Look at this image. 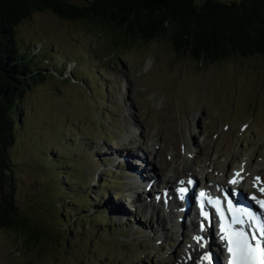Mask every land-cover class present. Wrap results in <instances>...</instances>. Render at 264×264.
Masks as SVG:
<instances>
[{
	"label": "rangeland",
	"instance_id": "1",
	"mask_svg": "<svg viewBox=\"0 0 264 264\" xmlns=\"http://www.w3.org/2000/svg\"><path fill=\"white\" fill-rule=\"evenodd\" d=\"M14 36L43 75L19 102L10 154L30 232L0 229V264H182L188 251L186 264H197L185 217L178 226L145 207L128 173L156 177L155 164L173 191L190 174L198 183L245 166L262 175L264 57L197 66L164 39L114 47L109 32L44 10ZM33 230L40 245L25 246Z\"/></svg>",
	"mask_w": 264,
	"mask_h": 264
},
{
	"label": "trees",
	"instance_id": "2",
	"mask_svg": "<svg viewBox=\"0 0 264 264\" xmlns=\"http://www.w3.org/2000/svg\"><path fill=\"white\" fill-rule=\"evenodd\" d=\"M42 10L109 32L114 47L125 48L133 39H164L197 66L229 57H264V0H0V229L18 234L30 230L14 204L10 154L20 126L19 102L39 83L43 70L29 50H20L14 33L15 25ZM32 232L25 246L29 240L38 245V234Z\"/></svg>",
	"mask_w": 264,
	"mask_h": 264
},
{
	"label": "bare ground",
	"instance_id": "3",
	"mask_svg": "<svg viewBox=\"0 0 264 264\" xmlns=\"http://www.w3.org/2000/svg\"><path fill=\"white\" fill-rule=\"evenodd\" d=\"M193 120H195V119H193ZM152 151H153V148H151V150L148 151V154L150 155L152 153ZM153 155H155V154H153ZM174 156H175V154H174ZM135 157L136 156L133 155V157L129 160L130 165L131 164L133 165V161H134ZM120 162L121 161H119L118 164ZM132 165L130 166L131 168H132ZM160 165H161V163H160ZM138 166L139 167L143 166V167H145V170H147L146 165L143 164V162H140V165H138ZM139 167H137V168H139ZM152 168H153L154 172L156 173L155 176L157 178L161 179L162 182L157 180L156 177H147L146 176L145 178H141L139 176L138 172L135 171V169L131 170L133 175L128 173V177H131V180H133L134 185H132V186L139 189L140 194L145 195V198H144L145 202H143V204H145V207H150L151 209L155 208L156 213L161 212V213H163V215H170V216L175 215V218H177V221H178V226H179V224L181 226L183 223V220H185L186 221V225L184 227L185 230L187 229V226H188V228H193L191 232L192 233L195 232L194 233L195 237L204 236V238H205L204 239L205 247H203V248L200 247V243H199L195 248V259L194 260L197 262V264H209L208 261H204V259H203L205 255L210 256L211 260L215 262L214 264H219L218 263L220 260L219 256L221 255L219 252L220 248H219V245L216 244V242L212 238V236L209 235L210 230L209 231L207 230L203 234L201 230H198L197 224L196 223L194 224L195 220H197V218H199L198 210L194 207L195 201L197 199V197L195 195V191L197 190L198 186L203 188L202 190H205L204 192L208 191V189L211 188V185L208 183L209 182L208 179L210 177H208V175L206 173L201 176L202 184L201 185L198 184V186L195 187V189L189 190L187 192V195L192 193L193 198L189 199L186 202V201H184L183 196H181V194H179V193L175 194L174 193V191H173L174 182L171 181L169 177H168L169 179L168 178L162 179L163 176H161V175H163V174L160 172L161 168L157 169V166L155 164L152 165ZM237 174H239V175H237ZM173 176H171V178H173ZM249 177L252 178L251 179L252 181H251V184L249 185V188H247L245 191L246 197L250 198V199H252V197H255L256 200H257V198H264V194H262L258 190L260 188H264V173L262 175L261 174L258 175V173H255V172L251 173L246 168V166L239 169V170H234L229 175L228 174L222 175L221 178H217L218 181L216 183L221 185V186L223 185V187H228V186L235 187V185L239 186L241 184V182L243 183L244 179H247ZM194 178H195L194 175L190 174L188 177L186 176V178L183 179L182 182L185 185L186 184L187 185L193 184ZM234 179L238 180L239 183H237V184L230 183V181H232ZM195 182H197L196 179H195ZM143 184H144V186H143ZM150 190H152V191H150ZM162 191H165L166 197L161 195ZM156 194L159 195L158 198H156ZM172 201H175L176 204L173 207L170 206V208H166V210H167L166 213H165V210L160 209L159 205H163L165 203H171ZM158 203H159V205H158ZM154 204H156V205L154 206ZM182 216L185 217L183 220L181 219ZM162 219H164V221H165L166 218L163 216V217H161V220ZM203 228H204V230H206L207 226L205 224H203ZM181 229H182V227H181ZM181 229L178 228V231ZM187 255H188V257L183 259L182 264L187 263L186 260L189 259V256H190V258L192 257L191 251H188Z\"/></svg>",
	"mask_w": 264,
	"mask_h": 264
},
{
	"label": "snow or ice",
	"instance_id": "4",
	"mask_svg": "<svg viewBox=\"0 0 264 264\" xmlns=\"http://www.w3.org/2000/svg\"><path fill=\"white\" fill-rule=\"evenodd\" d=\"M239 175V174H237ZM232 184L239 183L238 180L230 181ZM262 194H264V188L258 189ZM185 189H180L181 196L183 195ZM236 193H232L235 195ZM200 197H204V193H200ZM253 200H256L255 197H252ZM262 210H264V201H256ZM218 204V202H216ZM229 210H232L231 201H228ZM202 216L205 219H208L207 214L203 211ZM216 212L220 215L221 221H224V214L221 212L219 206L216 207ZM239 212V214H235ZM243 217H249L250 220L256 221L257 218L252 217L251 213L244 212L242 210H235L230 222L221 225V236L220 239L226 242V248L229 253V264H264V241L258 240L255 235H251L250 232H246L242 227L236 228L235 226L244 224ZM203 225L201 226V231H203ZM256 231L264 234V223L257 224ZM200 247H205V244L202 242V237H195ZM204 261H208L210 264V256L205 255Z\"/></svg>",
	"mask_w": 264,
	"mask_h": 264
}]
</instances>
